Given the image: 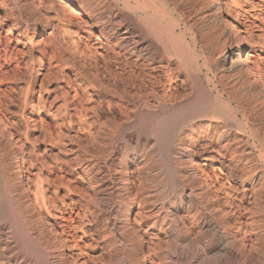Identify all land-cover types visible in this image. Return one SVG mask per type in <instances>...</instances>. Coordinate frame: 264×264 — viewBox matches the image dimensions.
Masks as SVG:
<instances>
[{"label":"rangeland","instance_id":"374dc122","mask_svg":"<svg viewBox=\"0 0 264 264\" xmlns=\"http://www.w3.org/2000/svg\"><path fill=\"white\" fill-rule=\"evenodd\" d=\"M18 1L22 3L18 5ZM131 1L137 5L135 13L121 5L116 8V0H110L113 6L105 16L111 19L109 28L115 37L125 40L128 50L153 63L161 76L153 87L147 84L137 88L138 93L133 88L113 86L100 57L105 52L88 37L84 25L76 22L68 32L61 25V33L51 34L42 33V25L33 29L29 24L34 31L23 34L3 13L24 5L23 0H0V19L5 18L0 23V101L5 99L4 105L0 103V118L4 116L2 120L7 121L0 124L10 136L0 127V189L4 188L1 163L10 167L26 161L23 185L26 190L28 186L24 192L13 178L10 184L14 194L2 197L5 210L0 222V264H217L218 194L221 185H227L224 176L233 172L239 193L250 192L241 217L244 231L237 236L236 263L245 259L246 264H258L264 259L262 237L248 225L250 214L259 212L253 192L264 181L263 85L254 82L246 68L245 72L242 68L236 71L237 56L230 54L231 49L244 44L249 67L264 77V0H218L225 9L223 20L217 0ZM54 4L61 14L62 6H69L62 14L69 19L87 22L77 7L70 9L67 0H53ZM230 23L240 33L235 44L228 31ZM19 25L27 28L24 21ZM111 65L117 68L115 62ZM168 71L174 76L175 102L165 99ZM210 102L219 108L217 114L204 112L210 110ZM192 123L196 127L193 138L188 135ZM257 127L261 129L257 131ZM181 143L188 149L197 147L194 165L197 163L204 175L200 174V179L189 176L194 165L183 160ZM38 189L49 201L43 211L28 204ZM25 204L30 207H23ZM12 227L15 236L9 233ZM9 240L13 243L6 250ZM202 243L213 255L204 258ZM31 245L32 252H28Z\"/></svg>","mask_w":264,"mask_h":264},{"label":"bare ground","instance_id":"6f19581e","mask_svg":"<svg viewBox=\"0 0 264 264\" xmlns=\"http://www.w3.org/2000/svg\"><path fill=\"white\" fill-rule=\"evenodd\" d=\"M4 1V0H3ZM28 1H30V0H23V2H24V5H22L23 7H20V6H16V7H10V8H7V9H5L4 10V12L3 13H5V15L4 16H6L5 18L6 19H11V20H13L14 21V25L13 26H15V29L16 30H18L19 32H22L23 34H27V33H30V31L32 30V28L33 29H35L36 28V26H38V25H42L43 26V29H42V33H44V32H49L50 31V33L51 34H53V33H57L58 32V34L59 33H61V25L64 27L63 29H65L66 30V32H68L69 30H67L68 28H70V27H72V26H74V25H79V26H82V25H84V27H83V29L86 31V33H87V35H88V37L90 38V39H92V41H94L95 42V46L98 48V49H101V50H103L104 52H105V55L104 54H102V55H100V57L105 61V66H104V68H105V72L109 75V77H111V79H112V81H113V86L117 89L118 87H120V86H122L123 88H125V89H127L126 87H129V88H133L134 89V91H135V89L137 90V88L138 89H141V88H146L147 87V84H149L148 85V87L151 85L152 87L154 86V85H156L157 84V82H158V80L161 78V76L159 77L158 75H157V72H156V68H155V66L153 65V63L151 64L150 63V61H148L147 59H144L145 57H141L138 53H136V51H130V50H128L127 49V47H126V42H125V40H122V38H120V39H118V38H116L115 37V35L112 33V31L110 30V28H109V24H110V21H111V19L110 18H108V17H106L105 16V14L107 13V11L110 9V8H112V6H113V3L111 4L110 3V0H67V2L70 4V9L72 8H74V7H77L88 19H87V22L86 23H80V22H78V21H76L75 19H69L67 16H65V15H62L63 14V12L64 11H66L68 8L67 7H69V6H65V5H63L62 6V8H64L63 10V12H62V14L61 13H59V11H56V5L54 4L53 5V0H31L30 1V3L28 2ZM262 1V0H261ZM19 2V1H18ZM264 2V1H263ZM8 3H9V0H8ZM20 3H22V2H19L18 3V5L20 4ZM221 2H219L218 0L216 1V7H217V11H218V14L220 15V17H219V15H218V17L219 18H221L222 20L224 19L223 18V16H224V14H225V9L224 8H222L221 7V4H220ZM5 5H6V3H4ZM3 4V5H4ZM57 4V3H56ZM4 5V6H5ZM8 5V4H7ZM6 5V6H7ZM67 5V4H66ZM115 5H116V8L118 7H120V5L122 6V7H120V8H123L124 7V9L126 8L128 11H131V12H133V13H135L136 11H138V8H137V5H135L131 0H116V2H115ZM11 6V5H10ZM235 6V5H234ZM9 7V6H8ZM3 8V7H2ZM56 8V9H55ZM232 8H234V7H232ZM238 8V7H237ZM237 8H236V13L238 12V10H237ZM125 9V10H126ZM227 9V8H226ZM58 10H60V9H58ZM229 10H230V8H229ZM67 11H69V9L67 10ZM66 11V12H67ZM146 11V10H145ZM153 11V10H152ZM61 12V11H60ZM109 12V11H108ZM116 12V11H115ZM151 12V11H150ZM229 12V11H228ZM231 12V11H230ZM117 13V12H116ZM115 13V14H116ZM231 13H229L228 15H230ZM240 14V13H239ZM117 15V14H116ZM115 15V16H116ZM163 15V14H162ZM226 15V14H225ZM233 15V14H232ZM230 16V18L231 17H233V16ZM118 16V15H117ZM116 16V17H117ZM152 16V15H151ZM241 16V15H240ZM78 17V16H77ZM237 17V16H236ZM5 18H3L2 17V19H5ZM219 18H218V20H219ZM240 18V17H239ZM2 19H0V23H3L2 22ZM127 19V18H126ZM232 19V18H231ZM236 19V18H235ZM238 19V18H237ZM8 20V21H9ZM79 20V19H78ZM228 21V19L226 18L225 19V21ZM12 21V22H13ZM21 21H24L25 22V24H26V26H27V28L25 29V30H23V28L22 27H20V25H19V23H21ZM224 21V22H225ZM230 21V20H229ZM77 22V23H76ZM115 22V21H114ZM121 22V21H120ZM126 22V21H125ZM221 22V21H220ZM223 22V21H222ZM236 22V21H235ZM76 23V24H75ZM122 23H123V21H122ZM121 23V24H122ZM12 24V23H11ZM22 24H24V23H22ZM29 24L30 25H32V28L31 29H29ZM225 24V23H224ZM227 24V23H226ZM118 25V24H117ZM126 25V24H125ZM228 25V24H227ZM226 25V26H227ZM23 26V25H22ZM78 26V27H79ZM115 27V26H114ZM119 27V26H118ZM225 27V26H224ZM228 27V26H227ZM14 28V27H13ZM113 28V27H112ZM118 29V28H117ZM121 29V28H120ZM126 29V28H125ZM128 29V28H127ZM209 30V29H208ZM32 31H34V30H32ZM84 31V32H85ZM229 34H230V36H231V39H232V42L235 44V42H238V41H236V39L238 40V37H240V36H238V34H240L239 32H238V30L234 27V25L232 24V23H230V25H229ZM65 31H63V33H64ZM125 32V31H124ZM134 32V31H133ZM235 34V38L232 36V35H234ZM21 35V34H20ZM123 35H126V33H123ZM238 37H237V36ZM252 35V34H251ZM24 35H22V37H23ZM79 36V35H78ZM122 36V35H121ZM129 36V35H128ZM132 37H133V35H131ZM25 37H27V36H25ZM123 37V36H122ZM237 37V38H236ZM244 36H242V38H243ZM230 38V37H229ZM245 38V37H244ZM249 38V37H248ZM226 39V38H225ZM247 39V38H246ZM250 39H251V41H252V38L250 37ZM74 40V39H73ZM133 40V39H132ZM241 40V39H240ZM240 40H239V43H240ZM76 41V40H75ZM242 41L244 42L245 41V39L243 40L242 39ZM74 42V41H73ZM231 42V41H230ZM247 42V41H246ZM262 42V41H261ZM75 43H77V41L75 42ZM248 43H249V41H248ZM247 43V44H248ZM139 44V43H138ZM140 45V44H139ZM229 46H230V44H229ZM233 46V45H232ZM76 47L78 48V45L76 44ZM131 47V46H130ZM234 47V46H233ZM129 48V47H128ZM75 49V48H74ZM131 49V48H130ZM140 49V48H139ZM171 49V48H170ZM76 50V49H75ZM132 50V49H131ZM76 51H78V50H76ZM231 56L232 57H235V56H237V60L236 61H234L235 62V64L239 67V69L238 68H236V69H238V70H236V71H239L240 70V68H242L243 69V71L245 72V68L247 69L246 71H248V73H250V74H252L253 76H254V78H253V80H254V82H256L257 84L258 83H261L262 85H263V91H264V77L262 78V76H261V74L260 73H258L253 67L251 68V67H249V65H248V58L246 57V50H245V46H244V44L243 45H241L237 50H235V49H231ZM146 56V55H145ZM148 56V55H147ZM231 59V58H230ZM225 60V59H224ZM41 61V60H40ZM39 61V62H40ZM115 62V64L117 65V68H115V70L114 69H112V65H111V62ZM42 62V61H41ZM164 62V61H163ZM162 64V63H161ZM250 64V63H249ZM157 66H159V65H157ZM234 66V65H233ZM255 66V65H254ZM236 67V66H235ZM157 68H159V67H157ZM162 68H163V66H162ZM169 68V67H168ZM165 69V68H164ZM167 69V68H166ZM225 69V68H224ZM242 69L239 71V72H241L242 71ZM171 70V69H170ZM259 70V69H258ZM166 71V70H165ZM263 71V70H262ZM169 72V75L167 76V79H165L166 78V75L163 77L165 80H167L166 82H168L167 83V85H168V89H167V87H166V92H165V99L166 98H168L169 99V101H172V102H175L176 100H177V98H176V91L174 92V88L172 87V85H171V82H173V78H174V76L173 75H171L170 74V72L171 71H168ZM179 72V71H178ZM200 72V71H199ZM226 72V71H225ZM243 72V73H244ZM159 73V72H158ZM166 73H167V71H166ZM222 73H223V71H222ZM173 74V73H172ZM177 74V73H176ZM227 74V73H226ZM234 74H235V71H234ZM237 74L238 73H236V77H237ZM250 74H248V77H249V75ZM175 75V74H174ZM178 75V74H177ZM204 75V74H203ZM221 75V74H220ZM241 75H242V73H241ZM245 75V74H244ZM263 75V74H262ZM28 76H29V74H28ZM157 76L159 77V79H157ZM173 76V77H172ZM221 76H223V74L221 75ZM220 76V77H221ZM228 75H224L223 76V78L224 77H227ZM252 76V77H253ZM188 77V76H187ZM219 77V76H218ZM219 77V78H220ZM231 77V76H230ZM239 77V76H238ZM243 77V76H242ZM245 77V76H244ZM243 77V78H244ZM248 77H246V78H248ZM251 78V77H250ZM163 79V80H164ZM187 79V78H186ZM185 79V80H186ZM222 79V78H221ZM239 79V78H238ZM165 80L163 81V82H165ZM183 80V79H182ZM189 80V79H188ZM225 79H222L221 81L223 82ZM249 80V79H248ZM247 80V81H248ZM181 81V80H180ZM217 81H219L218 80V78H217ZM241 81V80H240ZM160 82V81H159ZM162 82V83H163ZM188 82V81H187ZM246 81L244 80V83H245ZM249 82V81H248ZM174 83V82H173ZM196 83V82H195ZM218 83H220V81L218 82ZM224 83V82H223ZM238 83V82H237ZM236 83V84H237ZM165 83H163V85H164ZM210 84V83H209ZM229 84V83H228ZM253 84H255V83H253ZM158 85H159V83H158ZM207 85H208V82H207ZM242 85V84H241ZM256 85V84H255ZM231 86V85H230ZM152 87H150V88H152ZM208 87V86H207ZM211 87V86H210ZM228 87V86H227ZM234 87V86H233ZM238 87H240V86H238ZM149 88V89H150ZM199 88V87H198ZM209 88V87H208ZM212 88V87H211ZM229 88V87H228ZM164 89H165V87H164ZM231 88H229V90H230ZM237 89V88H236ZM236 89H234L235 91H236ZM243 89V88H242ZM132 90V89H131ZM146 90V89H145ZM151 90V89H150ZM228 90V89H227ZM232 90V89H231ZM238 90V89H237ZM155 91V90H154ZM199 91V90H198ZM206 91V90H205ZM240 91V90H239ZM246 91V90H245ZM262 91V94L264 93ZM117 92V91H116ZM127 92V90L125 91V93ZM130 92V91H129ZM128 92V93H129ZM137 93H138V90L136 91ZM141 92V91H140ZM156 92V91H155ZM214 92V91H213ZM259 92V91H258ZM122 93V92H121ZM131 93V92H130ZM129 93V94H130ZM220 93V92H219ZM229 94H231L230 92H228ZM228 93H227V95H228ZM236 93V92H235ZM234 93V95H236ZM240 93V92H239ZM133 94H134V92H133ZM225 94V93H224ZM241 94V93H240ZM239 94V95H240ZM249 94V93H248ZM253 94V93H252ZM164 95V94H163ZM185 95V94H184ZM188 95V94H187ZM195 95V94H194ZM213 95V94H212ZM219 95V94H218ZM232 95V94H231ZM233 95V96H234ZM243 96H244V93L242 94ZM159 96H162V95H160L159 94ZM189 96V95H188ZM255 96V95H254ZM263 96H264V94H263ZM186 97V96H185ZM232 97V96H231ZM241 97V96H240ZM2 98V97H1ZM178 98H180V96H178ZM228 98V97H227ZM250 99H251V97H249ZM181 99V98H180ZM250 99H249V102H251L250 101ZM258 99V98H257ZM5 100V99H4ZM4 100H2L3 102H4ZM8 100V99H7ZM6 100V101H7ZM10 100V99H9ZM8 100V101H9ZM161 100V99H160ZM229 100V99H228ZM246 100V99H245ZM252 100V99H251ZM2 101H0V103H3ZM7 101V102H8ZM30 101V100H29ZM28 101V102H29ZM147 101V100H146ZM164 101V100H163ZM168 101V100H167ZM166 101V102H167ZM190 101V100H189ZM188 101V102H189ZM28 102H26V103H28ZM43 102V101H42ZM149 102V101H148ZM165 102V101H164ZM178 102V101H177ZM179 102H180V100H179ZM187 102V101H186ZM201 102V101H200ZM200 102H198V103H200ZM203 102V101H202ZM229 102H231V101H229ZM246 102H248V101H246ZM252 102H254V99L252 100ZM251 102V103H252ZM256 103H257V101H255ZM260 102V101H259ZM5 103V102H4ZM4 103H3V105H4ZM9 103V102H8ZM207 103V102H206ZM205 103V104H206ZM240 103V102H239ZM242 103H244V101L242 102ZM29 104V103H28ZM151 104V103H150ZM254 104V103H253ZM258 105H259V103H257ZM257 104H256V106H257ZM1 105V104H0ZM2 105V106H3ZM7 104H5V106H6ZM24 105V104H23ZM31 103H30V108H31ZM234 105H235V103H234ZM243 105V104H242ZM245 106H246V103L244 104ZM252 105V104H251ZM264 105V104H263ZM34 106V105H33ZM152 106H153V104H152ZM217 105L215 104V103H211L210 102V110L209 111H204L205 109H203V110H201V112L202 111H204V112H210V113H215V114H217V112H219V108H217L216 107ZM241 106V105H240ZM245 106H242V107H245ZM1 107V106H0ZM241 107V108H242ZM248 107V106H247ZM247 107H245L246 109H247ZM2 108V107H1ZM153 108V107H152ZM174 108V107H173ZM178 108V107H177ZM251 109H252V107H250ZM249 107H248V109H250ZM254 108V107H253ZM258 108V107H257ZM264 108V107H263ZM4 110L6 109V108H3ZM8 109V108H7ZM243 109V108H242ZM24 110V109H23ZM183 109L181 108L180 109V111L179 112H181ZM258 110H259V108H258ZM263 110V109H262ZM7 111V110H6ZM169 111V110H168ZM253 111H255L254 109H253ZM257 111V110H256ZM255 111V112H256ZM261 111V110H260ZM1 112V111H0ZM204 112H202V113H204ZM236 112V111H235ZM235 112H234V114H235ZM238 112V111H237ZM247 112H248V110H247ZM246 112V113H247ZM254 112V113H255ZM262 112V111H261ZM3 112H1V114H2ZM249 113H250V111H249ZM253 113V114H254ZM0 114V115H1ZM214 114V115H215ZM252 113H250V115H251ZM256 114V116H257V113H255ZM262 114V113H261ZM163 115H165V114H163ZM175 115V114H174ZM249 115V116H250ZM216 116V115H215ZM254 117H256L255 115H253ZM252 116V117H253ZM258 116H259V114H258ZM264 116V115H263ZM4 117V116H3ZM3 117H1L0 118V120H1V122L0 123H6L5 121H3V120H5ZM179 117H180V115H179ZM6 118V117H5ZM257 118V117H256ZM264 118V117H263ZM3 119V120H2ZM212 119V118H211ZM222 119V118H221ZM249 119V118H248ZM253 119V118H252ZM259 119H261L260 117H259ZM258 119V120H259ZM175 120V119H174ZM251 120V119H250ZM255 120V119H254ZM3 121V122H2ZM165 121V120H164ZM176 121V120H175ZM199 121H201V120H199ZM204 121V120H203ZM209 121V120H208ZM212 121H215L214 119L212 120ZM244 123H245V125H247L248 123H247V121H246V119L245 118H243V120H242ZM202 122V121H201ZM218 122H220V121H218ZM255 122V121H254ZM256 122H257V120H256ZM261 121L259 120V122L257 123V124H259ZM200 123V122H199ZM210 123V122H209ZM214 123V122H213ZM216 123V122H215ZM172 124V123H171ZM195 123H192L188 128V135H190V137H194L195 135V133H196V130H195V128L196 127H194L193 125H194ZM222 124V123H221ZM220 124V125H221ZM255 124V123H254ZM256 124V125H257ZM260 124H262V122L260 123ZM259 124V125H260ZM198 125V124H197ZM202 125V124H201ZM210 125V124H209ZM224 125V124H223ZM244 125V124H243ZM245 125H244V127H245ZM256 125H255V127H256ZM264 125V124H263ZM5 126H6V124H5ZM184 126H185V124H184ZM203 126V125H202ZM204 126H206V125H204ZM213 126V125H212ZM222 126V125H221ZM224 126H227V125H224ZM224 126H222V127H224ZM261 126V125H260ZM0 127H1V129H2V132L3 131H5L6 129L0 124ZM198 127V126H197ZM207 127V126H206ZM233 127H235V126H232V128ZM259 127V126H258ZM257 127V131H258V129H261V128H258ZM204 128V127H203ZM200 129V128H199ZM198 129V130H199ZM221 129V128H220ZM235 129V128H234ZM233 129V130H234ZM185 130H187V129H185ZM227 130V129H226ZM229 130V129H228ZM8 132H9V130H7ZM167 131V130H166ZM232 131V130H231ZM246 131V130H245ZM218 132V131H217ZM180 133V132H179ZM183 133H185V132H183ZM187 133V132H186ZM3 134L5 135L6 133H4L3 132ZM8 134V135H7ZM6 135L8 136V137H10L9 136V133H7ZM219 134V133H218ZM234 134V133H233ZM239 134V133H238ZM259 134V133H258ZM11 135V134H10ZM262 135V134H261ZM182 136V135H181ZM257 136V135H256ZM172 137V136H171ZM170 137V138H171ZM183 137V136H182ZM221 137V136H220ZM243 137V136H242ZM251 137V136H250ZM185 138V137H184ZM187 138V137H186ZM185 138V139H186ZM181 139H183V138H181ZM212 139V138H211ZM190 140V139H189ZM197 140H199V139H197ZM236 140V139H235ZM254 140V141H253ZM253 142H256L257 143V140L253 137ZM155 141V140H154ZM195 141V140H194ZM194 141H192V142H194ZM233 141V140H232ZM189 142V141H188ZM187 142V143H188ZM244 142V141H243ZM176 143H178L177 141H176ZM191 143V142H190ZM196 143V144H195ZM179 144V143H178ZM194 144L195 145H197V141L196 142H194ZM194 144H192V145H194ZM224 145V144H223ZM181 148V149H180ZM180 148H178V149H180L182 152H181V155H182V153H183V155H182V158H183V160H186L187 162H188V164H192L193 163V165H194V160H195V158H196V150H197V147L195 146V147H191V149H188V148H186V146H185V143H181V145H180ZM177 149V150H178ZM226 149H229V148H226ZM260 149V148H259ZM228 153L230 152V151H227ZM233 152H235V151H233ZM250 152V151H249ZM225 153V152H224ZM223 154V153H222ZM221 153L219 154L220 155V157H221V159L224 157L223 155H222ZM231 154V153H230ZM239 154V153H238ZM23 155V154H22ZM232 155V154H231ZM234 155V154H233ZM232 155V156H233ZM261 155H262V153H261ZM239 156V155H238ZM181 157V156H180ZM262 157H264V156H262ZM136 158V157H135ZM182 158L180 159L181 161H183L182 160ZM233 158V157H232ZM231 158V159H232ZM21 159H22V157H21ZM24 159V158H23ZM234 159V158H233ZM264 159V158H263ZM5 160V159H4ZM4 160H1L2 162L4 161ZM238 160V159H237ZM236 159H235V161H237ZM6 161V160H5ZM4 161V162H5ZM234 161V162H235ZM10 162V161H9ZM20 162V161H19ZM184 162V161H183ZM233 162V161H232ZM177 163V162H176ZM185 163V162H184ZM196 163V162H195ZM231 163V162H230ZM239 163V162H238ZM7 164H9V163H7ZM6 163H1V176H2V182L4 183V188L3 189H0V222L1 221H3L4 220V210H5V205L3 204V202H2V197L4 196V194L6 195V194H14V189H12L13 188V183L12 184H10V181L12 182V180H13V178L15 179L14 180V182L15 181H17L20 185H22L23 186V188H24V192H25V190H26V188H25V186L23 185L24 184V174H25V172H26V170L27 169H25V164H26V161H25V163H24V161L21 163H18V162H16L15 163V165L13 164V163H11V164H13L14 166H10L9 167V165H7ZM234 163H231V165H233ZM237 164V163H236ZM179 165V164H178ZM187 165V164H186ZM192 165V166H193ZM229 165V164H228ZM183 166V165H182ZM185 166V165H184ZM237 166V165H236ZM231 167V166H230ZM230 167H229V169H230ZM235 167V166H234ZM26 168H27V165H26ZM98 168V167H97ZM233 168V167H232ZM251 168V167H250ZM222 169H224V168H222ZM236 169H239V168H236ZM235 169V170H236ZM241 169V168H240ZM98 170H100V169H98ZM97 170V171H98ZM105 170V169H104ZM228 170V169H227ZM223 171V170H222ZM225 171V170H224ZM229 172V171H228ZM227 172V173H228ZM232 172V171H231ZM237 172V171H236ZM246 172V171H245ZM253 172V171H252ZM103 173V172H102ZM188 173H190L189 174V176H191V178L193 177L194 178V180H195V178L196 179H200V177H201V175L202 176H204L203 175V173H202V171L201 170H199L198 168H197V163L193 166V170H190ZM234 173V172H233ZM233 173H228L227 175H225L224 176V180H226L225 182L227 183V185L226 184H222L221 185V188H220V190H219V194H218V197H219V199L217 200V201H219V208L217 209L218 211V214H219V220H220V222H219V228H218V234H219V238H220V244H219V246H218V248H217V250H218V259H216V262H217V260H218V263L219 264H232V263H230L229 261L231 260H234L235 261V263L234 264H238V262L236 263V261L238 260V256H237V250L235 249V247L237 246L236 244H238V242H239V240L237 239V236H238V234L239 233H241L242 231H244V224L242 223V221H241V217H243L242 216V212H244L245 211V209H244V205L250 200V197L248 196L249 194H250V192L247 194V191L246 190H241V191H243V192H241V193H239V191L237 190V188L235 187V185L233 184ZM250 173V172H249ZM187 174V173H186ZM201 174V175H200ZM254 174V173H253ZM102 175V174H101ZM185 175V174H184ZM183 175V176H184ZM40 176V175H39ZM99 176V175H98ZM10 177H12V178H10ZM103 177V176H102ZM185 177H186V175H185ZM42 178V177H41ZM100 178V177H99ZM187 178V177H186ZM192 178V179H193ZM203 178V177H202ZM235 178V177H234ZM261 178V177H260ZM12 179V180H11ZM40 178H38V180H39ZM104 179V178H103ZM188 179V178H187ZM204 179H205V177H204ZM264 179V178H263ZM263 179H261V180H263ZM0 180H1V178H0ZM44 180H45V178H44ZM202 180V179H201ZM258 180V179H257ZM43 181V180H42ZM204 181V180H203ZM206 181V180H205ZM26 182H27V180H26ZM37 182V181H36ZM46 182V181H45ZM96 182V181H95ZM207 182V181H206ZM206 182H204V183H206ZM224 182V181H223ZM222 182V183H223ZM258 182H259V180H258ZM37 183H40V180L37 182ZM36 183V184H37ZM44 183V182H43ZM210 183V182H209ZM2 184V183H1ZM16 184V183H15ZM18 184V185H19ZM26 184H28V183H26ZM35 184V185H36ZM249 184V183H248ZM38 186L40 185V184H37ZM205 185V184H204ZM212 186H213V184H211ZM250 185H253V184H250ZM255 185V184H254ZM253 185V186H254ZM258 185H259V183H258ZM202 186H203V184H202ZM252 186V187H253ZM260 189H258V186H257V190H254V195L252 196V197H254V198H252L255 202H256V207H257V209L259 210V212H258V214H255V213H251L250 214V217H249V222H248V225H250V227H252V230H253V233H255L256 234V236H261L262 237V241L264 242V181H260ZM17 187V186H16ZM16 187H14V188H16ZM30 187V186H29ZM42 187V186H41ZM205 187V186H204ZM209 187V186H208ZM207 186H206V188H208ZM220 187V186H219ZM18 188V187H17ZM16 188V189H17ZM38 188H40V187H38ZM44 188V187H43ZM211 188V187H210ZM31 189V188H30ZM202 189H204V188H202ZM243 189H248V188H243ZM250 189V188H249ZM255 189H256V187H255ZM19 190V189H18ZM27 190H28V186H27ZM26 190V191H27ZM41 190V189H40ZM45 190V189H44ZM46 190H47V188H46ZM212 190V189H211ZM29 191H31V190H29ZM37 191V192H36ZM35 192V194H34V200H31V199H28V200H30V203L28 202V204H30L31 206H35L36 207V209L37 210H40V211H43V210H45V204H49V201H47V199H45L44 198V194H43V191H42V194H41V192L39 191V189L38 190H36ZM16 192H21V191H17L16 190ZM23 192V191H22ZM44 192H46V191H44ZM19 193H17V194H19ZM34 193V192H33ZM29 194V196L31 195L30 194V192L29 193H27V195ZM21 195V194H20ZM46 195H47V193H46ZM192 195V194H191ZM190 195V196H191ZM24 197V196H23ZM27 197V196H26ZM50 197V196H49ZM193 197H191V199H192ZM17 200H19V199H17ZM24 201V200H23ZM46 201L48 202V203H46ZM192 201V200H191ZM190 200H189V203L191 202ZM19 202H21V201H19ZM26 201H24V203H25ZM184 202V201H183ZM251 202V201H250ZM253 202V201H252ZM7 203V202H6ZM51 203V202H50ZM193 203V202H192ZM198 203V202H197ZM23 204V203H22ZM28 204H25V205H23V207L24 206H29L30 207V205H28ZM52 204V203H51ZM50 204V205H51ZM184 204H185V202H184ZM188 204V203H187ZM187 204H186V206H187ZM249 204V203H248ZM53 206H54V204H52ZM52 205H51V207H52ZM183 205V204H182ZM193 205V204H192ZM195 205V204H194ZM49 206V205H48ZM28 207V208H29ZM176 207H177V205H176ZM185 207V206H184ZM192 207V206H191ZM27 208V209H28ZM189 208H190V206H189ZM189 208H188V210H189ZM23 209V208H22ZM54 209V208H53ZM10 210V209H9ZM32 210V209H31ZM36 210V211H37ZM48 210V209H47ZM24 211H25V209H24ZM29 211H30V208H29ZM49 211V210H48ZM248 211V210H247ZM38 212V211H37ZM251 212V211H250ZM12 213V212H11ZM51 213V212H50ZM49 213V214H50ZM26 213H24V215H25ZM39 215H41V214H39ZM28 216V215H27ZM26 216V217H27ZM47 216V215H46ZM46 216H44L43 215V217H46ZM50 216V215H49ZM7 217V216H6ZM5 217V218H6ZM13 217V216H12ZM14 217H16V216H14ZM38 217V216H37ZM40 217V216H39ZM10 218V217H9ZM23 218V217H22ZM30 218H32V217H30ZM244 218H245V216H244ZM14 219V218H13ZM176 219V218H175ZM16 220V219H15ZM46 220V219H45ZM178 220H179V217H178ZM233 221V222H232ZM18 222V221H17ZM16 222V223H17ZM181 222V221H180ZM2 223V222H1ZM10 223V222H9ZM40 224V223H39ZM209 226V225H208ZM233 226H235V227H237L236 229H237V232H235L234 231V229H233ZM247 226V225H246ZM10 227V226H9ZM7 229V228H6ZM11 229V228H10ZM9 229V230H10ZM235 229V230H236ZM1 230V229H0ZM12 230H13V232H9L10 233V235H12V236H15V231H14V228L12 227ZM39 230V229H38ZM31 231V230H30ZM42 232H43V230H42ZM41 232V233H42ZM42 235H43V233H42ZM41 235V239H42V236ZM3 236V235H2ZM244 235H242V237H243ZM22 237V236H21ZM260 237V238H261ZM24 238V237H23ZM60 238V237H59ZM239 238V237H238ZM242 239V238H241ZM240 239V240H241ZM6 240V239H5ZM59 240H61V239H59ZM246 240V239H245ZM260 240V239H259ZM42 241V240H41ZM11 242V240H9V243L6 245L7 246V248H6V250L7 249H9L10 247H11V245H12V243H10ZM209 242V241H208ZM242 242H244V240H242ZM262 242V243H263ZM1 243V242H0ZM31 244V243H30ZM199 244V243H198ZM202 244H205L204 245V248H203V251H202V253L204 254V258H207V257H209L210 256V254H212V253H210V250H208V248H207V245H206V243H202ZM264 244V243H263ZM2 245V244H1ZM1 245H0V249H1ZM27 245V244H26ZM36 245V244H35ZM39 245H40V243H39ZM60 245H61V243H60ZM239 245H240V243H239ZM3 246V245H2ZM5 246V245H4ZM197 246V245H196ZM203 246V245H202ZM208 246H209V244H208ZM244 247V246H243ZM32 245L31 246H29V248H27V251L29 252H32ZM34 248V250L33 251H35L36 253L38 252V250L35 248V247H33ZM212 248V247H211ZM237 248V247H236ZM239 248V247H238ZM237 248V249H238ZM246 248V247H245ZM262 249V248H261ZM239 250V249H238ZM4 251V250H3ZM26 251V254H28V252ZM201 251V250H200ZM241 251V250H240ZM239 251V252H240ZM243 251V250H242ZM261 251V250H260ZM8 252V251H7ZM213 252V251H212ZM238 252V253H239ZM4 254H5V252H3ZM2 253V254H3ZM244 252H242L241 253V255H244V257H245V253L243 254ZM250 254V253H249ZM253 254V253H252ZM255 254V253H254ZM260 254V253H259ZM213 255V254H212ZM35 256V255H34ZM1 255H0V259H1ZM43 257H44V255H43ZM243 257V258H244ZM249 257V256H248ZM264 258V257H263ZM8 259V258H7ZM10 259V258H9ZM28 259V258H27ZM210 259H211V257H210ZM241 259V258H240ZM240 259H239V261H240ZM243 260V259H242ZM245 260V259H244ZM243 260V261H244ZM241 262L242 264H246L245 262ZM10 262V261H9ZM8 262V263H9ZM212 263H213V261H212ZM240 264V263H239ZM258 264H264V259H260L259 260V263Z\"/></svg>","mask_w":264,"mask_h":264},{"label":"clouds","instance_id":"9594fccd","mask_svg":"<svg viewBox=\"0 0 264 264\" xmlns=\"http://www.w3.org/2000/svg\"><path fill=\"white\" fill-rule=\"evenodd\" d=\"M217 264H218V260H217Z\"/></svg>","mask_w":264,"mask_h":264}]
</instances>
